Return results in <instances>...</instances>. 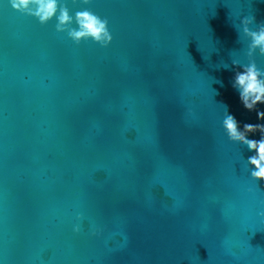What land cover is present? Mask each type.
Returning a JSON list of instances; mask_svg holds the SVG:
<instances>
[{
    "label": "water",
    "instance_id": "water-1",
    "mask_svg": "<svg viewBox=\"0 0 264 264\" xmlns=\"http://www.w3.org/2000/svg\"><path fill=\"white\" fill-rule=\"evenodd\" d=\"M61 3L111 44L0 0V264H264V180L222 126L264 124L232 64L264 0Z\"/></svg>",
    "mask_w": 264,
    "mask_h": 264
},
{
    "label": "clouds",
    "instance_id": "clouds-1",
    "mask_svg": "<svg viewBox=\"0 0 264 264\" xmlns=\"http://www.w3.org/2000/svg\"><path fill=\"white\" fill-rule=\"evenodd\" d=\"M10 3L13 9L34 16L42 25L55 19L56 31L66 32L76 44L92 39L101 46L107 47L113 41L109 21L90 9L77 11L73 16L67 3L62 4L61 0H10ZM82 3L89 4L91 0H82ZM255 24L254 16H243L240 19L242 32L249 39L247 46L249 62L241 64L239 61H232L233 65L243 69L236 72L233 87L238 90L243 106L249 111L256 109L258 104H264V69L259 68L254 59L257 50L261 56H264V22L253 28ZM237 32L240 40V32L238 30ZM224 107L222 126L229 140L245 145L254 153L246 161L250 166L251 177L255 181L264 180V124L245 123L241 130L236 117L229 114L226 106ZM257 116L260 120H264V111H258ZM257 131L261 133L259 140L248 138L249 133ZM260 215L264 216V212ZM80 219H83L82 215ZM75 231L79 232L80 227L76 226Z\"/></svg>",
    "mask_w": 264,
    "mask_h": 264
}]
</instances>
